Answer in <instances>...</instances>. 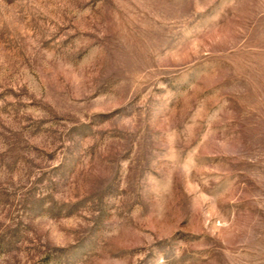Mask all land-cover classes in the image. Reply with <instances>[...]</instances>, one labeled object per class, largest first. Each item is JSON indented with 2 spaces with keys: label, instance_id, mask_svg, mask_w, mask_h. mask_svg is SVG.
<instances>
[{
  "label": "rangeland",
  "instance_id": "obj_1",
  "mask_svg": "<svg viewBox=\"0 0 264 264\" xmlns=\"http://www.w3.org/2000/svg\"><path fill=\"white\" fill-rule=\"evenodd\" d=\"M0 264H264V0H0Z\"/></svg>",
  "mask_w": 264,
  "mask_h": 264
}]
</instances>
